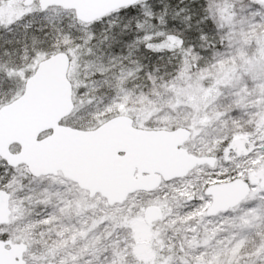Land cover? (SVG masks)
I'll return each instance as SVG.
<instances>
[{"label":"snow or ice","instance_id":"obj_1","mask_svg":"<svg viewBox=\"0 0 264 264\" xmlns=\"http://www.w3.org/2000/svg\"><path fill=\"white\" fill-rule=\"evenodd\" d=\"M0 264H264V0H0Z\"/></svg>","mask_w":264,"mask_h":264}]
</instances>
